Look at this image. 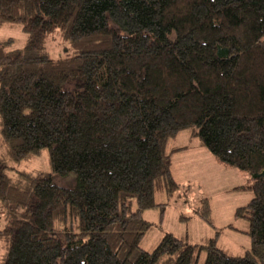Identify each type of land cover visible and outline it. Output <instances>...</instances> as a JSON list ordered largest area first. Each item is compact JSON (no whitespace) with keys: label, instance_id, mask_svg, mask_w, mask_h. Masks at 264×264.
Here are the masks:
<instances>
[{"label":"trees","instance_id":"trees-1","mask_svg":"<svg viewBox=\"0 0 264 264\" xmlns=\"http://www.w3.org/2000/svg\"><path fill=\"white\" fill-rule=\"evenodd\" d=\"M5 23L27 41L0 42L1 145L14 164L48 151L52 174L9 177L0 161V264H199L202 251L203 264H264V0H0ZM186 130L250 176L244 256L172 235L140 248L155 194L179 189L171 155L185 148L167 144Z\"/></svg>","mask_w":264,"mask_h":264},{"label":"rangeland","instance_id":"rangeland-1","mask_svg":"<svg viewBox=\"0 0 264 264\" xmlns=\"http://www.w3.org/2000/svg\"><path fill=\"white\" fill-rule=\"evenodd\" d=\"M11 40L10 50L23 49L27 35L20 24L5 23L0 26V42ZM68 45L61 38L59 30H55L45 41V51L51 59L64 58ZM192 131L180 132L169 140L167 151L173 147L193 146L200 141L191 136ZM0 128V161L7 169L9 177L15 171L28 173L52 174L48 151L43 150L30 161L14 164L9 161L6 149L1 145ZM179 152V151H178ZM169 153V152H168ZM208 153V152H207ZM174 154V153H173ZM171 157V172L179 184L177 193L170 199L163 191L155 194V203L164 205L163 208L148 210L143 213L144 221L152 227L140 241V248L148 253L153 252L165 235L193 246H204L209 241H216V246L229 256H244L251 248L248 234V222L236 218L238 209L245 207L253 198L250 176L235 168L221 164L213 156L209 160L202 155L193 153H176ZM74 177V176H73ZM69 179L55 178L59 187L68 188L72 185ZM181 184V185H180ZM239 188H242L241 190ZM207 201L209 208L208 221L197 214ZM135 204H133V210ZM163 209V210H162ZM162 213V214H161ZM4 223V222H3ZM0 217V230L5 226ZM6 247L0 239V261L4 259ZM205 252L200 253L199 264H203ZM159 264H170L162 260Z\"/></svg>","mask_w":264,"mask_h":264},{"label":"crops","instance_id":"crops-1","mask_svg":"<svg viewBox=\"0 0 264 264\" xmlns=\"http://www.w3.org/2000/svg\"><path fill=\"white\" fill-rule=\"evenodd\" d=\"M181 148H186V147H180V146L179 147H173V148L170 149V151H172L174 149H181ZM179 152H176V153H179ZM182 152H183V150L181 151V153ZM184 153H193L194 156L202 155L205 159H208V160L210 158L209 155H208L209 153H207V151L200 145V143H197V144H195L193 146L190 145L189 148H187V150H184ZM172 155H176L175 152ZM172 155H171V157H172ZM172 176H173L174 180H176L174 175H173V173H172Z\"/></svg>","mask_w":264,"mask_h":264}]
</instances>
